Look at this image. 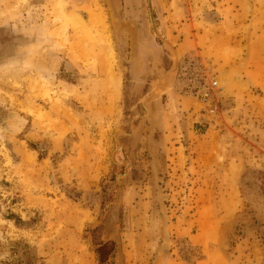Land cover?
<instances>
[{"label": "rangeland", "instance_id": "374dc122", "mask_svg": "<svg viewBox=\"0 0 264 264\" xmlns=\"http://www.w3.org/2000/svg\"><path fill=\"white\" fill-rule=\"evenodd\" d=\"M150 1L0 0V264H264V0ZM205 5L240 26L202 54L185 47ZM151 15L178 68L145 114L173 66ZM138 28L163 48L152 82L126 68ZM195 61L218 82L214 116L180 90Z\"/></svg>", "mask_w": 264, "mask_h": 264}, {"label": "crops", "instance_id": "0c3cea01", "mask_svg": "<svg viewBox=\"0 0 264 264\" xmlns=\"http://www.w3.org/2000/svg\"><path fill=\"white\" fill-rule=\"evenodd\" d=\"M208 1V4H210V6L214 9H217V7L222 10V12L224 11V9L226 8V5H232L234 4V9L236 10V12H238V8H239V5H238V1L237 0H232V2L228 1V0H225V2L223 0H207ZM157 2V1H156ZM191 3V2H190ZM192 5V4H191ZM238 6V7H237ZM159 7V6H157ZM208 5H205L204 6V17L203 19H200V17H197L195 20H192V18H190V20L187 22V25H189V29H188V33H189V36H188V41L186 43V47L185 48H195V51L197 52H200V53H204L206 51H208V47L210 45L209 41L211 39H216V38H219L221 35L224 34V28L225 27H230V28H234V29H237L239 26H240V22L237 21V20H234V19H230L229 17L227 19L224 18L223 15H219V17L216 16V14L214 13V15L211 14L210 11H207L206 9ZM232 13H235L234 10H232ZM201 21L205 27H209L214 34H208L204 31L203 28H197L194 23L196 22H199ZM185 33V32H184ZM177 32H174L173 35H176ZM250 34H247V37L245 39H243L241 33H236L235 35L231 36L230 37V40H231V43H235L237 41H242V42H250L251 40H253V37L252 36H249ZM206 39H208V41H205ZM204 41V42H203ZM203 42V43H201ZM155 53L156 55H154V58L157 59V66H158V69L157 71L160 73H163L164 71V67H161L160 68V65H161V60H162V55H163V48H160V47H157L155 46ZM171 54V53H170ZM138 59L140 60L139 63H141V67H142V70H143V76H146L145 79H148L149 78V72H150V62H151V57L149 55H142V56H138ZM138 60V61H139ZM205 60H207L208 62H212L213 61V58H207L205 57ZM132 68L133 66L130 65ZM134 69V68H133ZM140 68L137 66L136 67V71H138ZM161 69V70H160ZM162 97V96H161ZM156 102H158L157 99H154L153 102L151 103L152 104H155L156 105ZM161 106L162 105V101L159 100ZM158 105V104H157ZM151 112L155 113L157 112V110H154V106H153V109L151 108L150 110ZM192 158V156H191ZM191 163V161L187 162V168L189 167V164Z\"/></svg>", "mask_w": 264, "mask_h": 264}, {"label": "built area", "instance_id": "2783aa9c", "mask_svg": "<svg viewBox=\"0 0 264 264\" xmlns=\"http://www.w3.org/2000/svg\"><path fill=\"white\" fill-rule=\"evenodd\" d=\"M191 64V63H190ZM193 64L194 71L184 70L180 77V90L188 95L198 97L205 104L202 109V115L214 116L220 109L221 96L219 95V85L215 76L207 75V67L202 63L195 61ZM185 68V67H184ZM180 67V73L181 74ZM179 81V80H178Z\"/></svg>", "mask_w": 264, "mask_h": 264}, {"label": "water", "instance_id": "95a60500", "mask_svg": "<svg viewBox=\"0 0 264 264\" xmlns=\"http://www.w3.org/2000/svg\"><path fill=\"white\" fill-rule=\"evenodd\" d=\"M148 5H149V9H151V1L150 0H148ZM151 22H152V26L154 28V32L157 35V37L160 38L170 48V50H171V56H172V59H173V66L156 81L155 86H154V90L151 92V94L147 98H145L143 100L142 103H143V107L145 109V114L147 113V110H148L146 108L145 104H144L145 101L148 100V99H150L151 97H153L155 95H159L161 92H163V90L171 83V79L174 78V74H176L177 68H178V62H177V56L175 54V49L170 45V43L168 42V40L165 37H163L161 34H159V32L156 30V28H155V26L153 24V17H152V15H151ZM145 114H143V115H145ZM132 122H133V120H132ZM132 125L134 126L133 123H132ZM122 132L124 134H130V133H127L125 131H122ZM114 136H115L116 141L118 142V148L113 151V153H112V159L114 158V154L122 146L121 142L116 137V133H115ZM149 154H150V159H151V163H152V168H155V170H156L157 168H156V165H155V157H154L153 151L150 150ZM124 162L126 163L124 172L122 174H117V176H116V179H117V182L118 183L121 182V180H120L121 177L127 174V167L129 165V162L127 160H124ZM116 163H118V162H116ZM154 177H156V174L155 173H154Z\"/></svg>", "mask_w": 264, "mask_h": 264}, {"label": "flooded vegetation", "instance_id": "af4514ba", "mask_svg": "<svg viewBox=\"0 0 264 264\" xmlns=\"http://www.w3.org/2000/svg\"><path fill=\"white\" fill-rule=\"evenodd\" d=\"M110 2H111V8L115 9L114 0H110ZM115 15H117V14H115ZM117 19L118 20L120 19V17L118 15H117ZM147 39L148 38L145 35H143V33H142V35L139 33V28H138L137 29V38H136V42H135V50L133 51V54L132 55L129 54V51H127V54H126V60H127L126 68L128 69L129 74L132 76V75H134V73L140 71L139 73H142V78L141 79H137V80H142V81L149 80L150 78L145 79L146 76H143L144 73H143V70H142V67H141V63H139L140 60L138 59V56L140 57L142 55H149L151 57V59H150L151 60V62H150V69L151 70L149 72V77H150V73L153 74V75H155V76L159 74V72L157 71V69H158L157 59L154 58V55H156V53H155V51H156L155 48L156 47H153L154 45L153 46L150 45L149 42L147 43L146 42ZM151 46L154 48V50L150 48ZM130 65H132V66L134 65L133 66L134 69ZM137 66L140 68L138 71H136V67ZM161 67H164L165 68V66H164V56L162 57V60H161L160 68ZM134 77L135 76H133V78ZM133 78H131L130 80L131 81L132 80L133 81H137V80H134ZM151 80L152 79H150V81ZM154 80L155 79H153L152 81H154Z\"/></svg>", "mask_w": 264, "mask_h": 264}, {"label": "trees", "instance_id": "16d2710c", "mask_svg": "<svg viewBox=\"0 0 264 264\" xmlns=\"http://www.w3.org/2000/svg\"><path fill=\"white\" fill-rule=\"evenodd\" d=\"M114 243L112 241H106L98 243L95 249L98 255L100 263L106 261L108 254L112 251Z\"/></svg>", "mask_w": 264, "mask_h": 264}]
</instances>
